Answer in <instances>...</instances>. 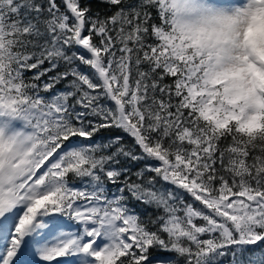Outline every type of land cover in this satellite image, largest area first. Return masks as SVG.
I'll return each instance as SVG.
<instances>
[{
  "label": "snow or ice",
  "instance_id": "snow-or-ice-1",
  "mask_svg": "<svg viewBox=\"0 0 264 264\" xmlns=\"http://www.w3.org/2000/svg\"><path fill=\"white\" fill-rule=\"evenodd\" d=\"M99 3L0 0V264H264V0Z\"/></svg>",
  "mask_w": 264,
  "mask_h": 264
},
{
  "label": "trees",
  "instance_id": "trees-1",
  "mask_svg": "<svg viewBox=\"0 0 264 264\" xmlns=\"http://www.w3.org/2000/svg\"><path fill=\"white\" fill-rule=\"evenodd\" d=\"M57 2L59 3V0H57ZM91 3H92V6H93V10H100L101 12H103V9H104V6L101 5L99 3V0H91ZM47 66V65H45ZM81 70L82 71H86V69L83 68V66H81ZM58 71H63V66H61L60 69H58ZM27 75H31V73H28ZM58 87L62 88L63 87V84L59 85ZM115 135H124L123 133H120L119 131L117 130H114V129H109V130H103L97 137L96 139L97 140H100V141H106L108 140L110 137L112 136H115ZM127 146H131L133 141L131 140V138L127 137V136H124V141H123ZM139 150L137 149V152ZM126 163V166L130 168V170L132 172H135L137 171L138 169L142 168L144 166V161H140V162H135V163H132V162H125ZM133 179H135V177L133 176ZM78 183V182H77ZM111 187V186H110ZM115 189L113 188V191ZM138 211H141L143 213V209L142 208H139L138 207ZM231 256L228 255V256H225L223 258H221V260L219 261V264H231Z\"/></svg>",
  "mask_w": 264,
  "mask_h": 264
}]
</instances>
